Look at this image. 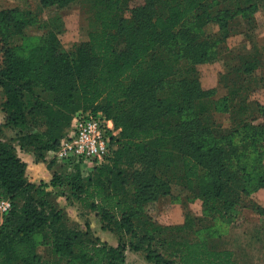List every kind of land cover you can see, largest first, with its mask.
<instances>
[{
    "label": "trees",
    "instance_id": "obj_1",
    "mask_svg": "<svg viewBox=\"0 0 264 264\" xmlns=\"http://www.w3.org/2000/svg\"><path fill=\"white\" fill-rule=\"evenodd\" d=\"M75 1L41 0V5L61 8ZM126 1L97 0L102 6L96 13L100 27L91 30L89 41L72 55L60 53L53 33L25 55L18 54L11 41L37 20L18 9L0 11L6 125L29 132L37 128L35 115L42 113L48 127L24 134L20 149L32 146L36 163L44 161L48 151L58 149L81 110L103 109L119 130L111 155L96 167L99 177L109 170L105 174L109 187L95 185L94 191L79 185V166L69 170L54 160L61 171H54L49 182L32 183L16 147L0 140V198L12 203L0 227V264H42L36 237L43 234L50 236L53 252L70 264H127L126 242L109 246L89 233L69 229L49 201L50 188L69 185L84 202L92 199V208L116 232L130 234L128 245L135 252L146 242L150 246L153 235L167 231L148 215L146 206L168 194L170 184L158 170L169 167L175 154L187 189L198 190L195 197L202 199L205 211L225 223H232L231 211L243 206L247 188H264V172L249 164L253 154L262 157L257 149L249 151L261 141L257 131L261 125L240 120L243 129L234 135L244 144L252 143L239 151L231 132L206 124L216 111L232 112L213 100L212 91L203 90L196 78L195 64L212 61L220 41L226 44L239 35L228 24L232 11L218 17L210 0H142L135 7ZM213 20L220 24L214 39L204 33ZM244 69L252 70L250 64ZM47 93L54 95L53 102L45 99ZM100 101L105 105L95 107ZM181 246L178 262L151 253L147 258L154 264H239L231 250L214 249L204 241Z\"/></svg>",
    "mask_w": 264,
    "mask_h": 264
},
{
    "label": "rangeland",
    "instance_id": "obj_2",
    "mask_svg": "<svg viewBox=\"0 0 264 264\" xmlns=\"http://www.w3.org/2000/svg\"><path fill=\"white\" fill-rule=\"evenodd\" d=\"M210 1L209 4L215 12H220L218 17H222L224 11L228 9L232 11L233 16L228 19V24L233 34L239 35L230 38L226 44L220 41L215 49L216 58L214 57L212 61L195 64L196 78L201 88L212 91V99L219 101L222 106H229V111L232 112L216 111L211 121L206 124L210 127L217 125L216 128L223 133L231 132V139L239 151H244L252 143L246 141L244 144V141L240 142L241 136L234 135L237 129H243L239 124L240 120L247 119L249 125L260 124L261 128L257 131H260L261 141L254 143L249 151L257 149L262 157L253 154L249 164L251 162L264 172V0ZM126 2L129 6L135 7L140 5L142 0ZM12 9L29 12L37 20L11 41L18 54L25 55L31 47L40 43L42 37L53 33L57 37L60 53L72 55L76 51L79 52L81 46L89 41L91 30L100 27L96 13L102 6L97 4V0H76L61 8L58 6L43 8L41 0H0V11ZM219 30L220 24L213 20L206 24L204 33L214 39ZM2 61L3 52L0 45V64ZM248 64L252 70L245 73L244 68ZM184 68L187 69V64ZM45 99L53 102L54 95L47 93ZM5 101L6 96L0 85V140L14 145L22 160L26 158L25 153L31 155L27 179L40 185L44 181L40 178L46 177L43 173L61 171V168L51 162V151L46 153L44 161L38 160L36 163L33 147L28 146L26 150H22L20 142L24 134L48 130L45 124L46 115L36 114L37 128L21 133L13 125H6L7 114L3 111ZM101 105H105L104 101L96 103L95 107ZM98 112L106 115L103 109H98ZM118 145L120 146V143ZM175 155L176 159L169 167H161L158 170V174L170 184L168 194L161 195L155 203L146 206L148 215L159 225L166 227L167 231L161 235H153L151 245L146 242L142 251H133L128 245L130 234L124 231L116 232L111 224L92 208V199L84 202L79 196V191L74 192L69 185L50 188L49 201L62 213L69 229L89 233L93 239L99 238L109 246L118 247L120 242H126L127 264H154L147 258L149 253L178 262L181 257V244L194 241H204L218 250H231L233 258L239 264H264V188L256 190L255 187L247 188L249 194L243 196V206L231 211L234 218L232 223H225L217 214L205 211L202 199L195 197L198 190L192 192L187 189L182 179L181 160L178 154ZM96 167L87 164L80 168V186L89 185L91 191H94L95 185H100L104 189L109 187L105 176L109 170L99 177L95 174ZM2 199L5 198H0V201ZM4 215L0 214V227L4 222ZM36 240L42 264H70L61 253L53 252V244L48 234L38 235Z\"/></svg>",
    "mask_w": 264,
    "mask_h": 264
},
{
    "label": "built area",
    "instance_id": "obj_3",
    "mask_svg": "<svg viewBox=\"0 0 264 264\" xmlns=\"http://www.w3.org/2000/svg\"><path fill=\"white\" fill-rule=\"evenodd\" d=\"M118 134L114 121L103 113L81 110L74 115L71 129L58 149L51 151V158L69 170L87 164L100 165L111 155L112 141ZM11 208L9 199L0 201L1 215L7 214Z\"/></svg>",
    "mask_w": 264,
    "mask_h": 264
},
{
    "label": "crops",
    "instance_id": "obj_4",
    "mask_svg": "<svg viewBox=\"0 0 264 264\" xmlns=\"http://www.w3.org/2000/svg\"><path fill=\"white\" fill-rule=\"evenodd\" d=\"M25 155H26V158H23V160L27 163V176H28V174H29V167H30V163H31V161H32V158H31V155L30 154H27V153H25ZM34 164H36L35 162H34ZM35 170H38V169H35ZM44 174V176H46L45 178H43V177H41L40 179L41 180H44V181H46V182H49L50 180H51V178H52V173H43ZM33 180V179H32ZM36 180V179H35ZM35 180H34V182H35Z\"/></svg>",
    "mask_w": 264,
    "mask_h": 264
}]
</instances>
